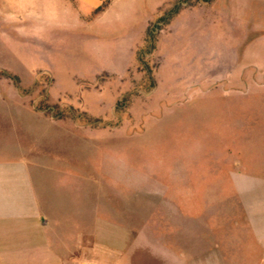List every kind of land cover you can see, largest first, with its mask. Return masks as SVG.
Listing matches in <instances>:
<instances>
[{"label":"rangeland","instance_id":"374dc122","mask_svg":"<svg viewBox=\"0 0 264 264\" xmlns=\"http://www.w3.org/2000/svg\"><path fill=\"white\" fill-rule=\"evenodd\" d=\"M76 30L0 15V157L112 264H186L188 215L264 194V0H127Z\"/></svg>","mask_w":264,"mask_h":264},{"label":"crops","instance_id":"0c3cea01","mask_svg":"<svg viewBox=\"0 0 264 264\" xmlns=\"http://www.w3.org/2000/svg\"><path fill=\"white\" fill-rule=\"evenodd\" d=\"M126 2L0 0V15L66 23L71 30L81 31L110 17L117 5ZM36 168L21 155L0 157V264H112L106 252L86 240L89 230L73 227L72 219L63 225L57 182L46 192L40 177L33 174ZM234 197L238 208L218 212L213 224L207 223L206 212L186 217V264H264V194Z\"/></svg>","mask_w":264,"mask_h":264},{"label":"trees","instance_id":"16d2710c","mask_svg":"<svg viewBox=\"0 0 264 264\" xmlns=\"http://www.w3.org/2000/svg\"><path fill=\"white\" fill-rule=\"evenodd\" d=\"M201 1L204 2V3H207L209 0H201ZM177 11H178V9L175 10V12H177ZM162 20H164L163 17H161V18L159 19V22H162ZM150 28H151V25H150L149 28H148V36L150 35V34H149V32H150Z\"/></svg>","mask_w":264,"mask_h":264},{"label":"built area","instance_id":"2783aa9c","mask_svg":"<svg viewBox=\"0 0 264 264\" xmlns=\"http://www.w3.org/2000/svg\"><path fill=\"white\" fill-rule=\"evenodd\" d=\"M84 264H95L94 262H85Z\"/></svg>","mask_w":264,"mask_h":264}]
</instances>
